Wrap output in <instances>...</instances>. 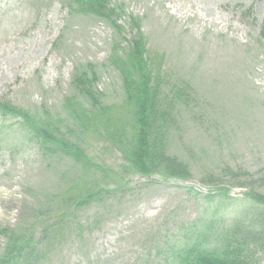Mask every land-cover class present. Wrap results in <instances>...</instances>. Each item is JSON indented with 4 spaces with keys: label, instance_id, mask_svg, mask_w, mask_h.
<instances>
[{
    "label": "rangeland",
    "instance_id": "rangeland-1",
    "mask_svg": "<svg viewBox=\"0 0 264 264\" xmlns=\"http://www.w3.org/2000/svg\"><path fill=\"white\" fill-rule=\"evenodd\" d=\"M111 5L122 13L121 35L71 14L67 0H0V102L66 122L75 72L92 66L102 104L122 107L117 127L129 136L123 82L110 58L115 46L128 49L137 21L152 70L173 94L185 93L167 152L190 178L134 175L117 147L124 140L102 126L78 134L99 166L85 169L44 155L19 119L0 115V229L30 233L38 264H181L200 234L264 217L242 200L249 191L264 196V0ZM99 188L106 192L88 205L72 201ZM3 245L0 237V254Z\"/></svg>",
    "mask_w": 264,
    "mask_h": 264
},
{
    "label": "trees",
    "instance_id": "trees-1",
    "mask_svg": "<svg viewBox=\"0 0 264 264\" xmlns=\"http://www.w3.org/2000/svg\"><path fill=\"white\" fill-rule=\"evenodd\" d=\"M67 2L71 14L95 17L121 35L122 27L118 24V19L122 13H119V7L111 5V0ZM133 27L138 29V35L131 41L128 49H118L117 45L110 58V64L119 72L123 82L126 116L132 121L129 136L120 135L117 127L121 121L118 114L122 107L102 104L103 97L95 88L97 73L92 66L88 67L89 71L75 72L73 93L64 105L66 122L57 117L52 118L47 113L34 116L27 110L3 102H0V115L3 119H19L20 126L29 135L30 141L44 155H60L85 169H99L77 143L83 126H102L108 133L124 140L123 143L116 140L119 144L117 147L128 170L134 175L145 179L161 175L164 180H187L190 174L186 165L167 152L168 135L176 125L175 106L185 93L176 91L173 94L163 83L161 71L155 73L152 70L151 59L147 57L145 40L139 33L137 21H134ZM105 192V189L99 188L96 193L89 191L80 200L77 198L72 201L79 208L90 204ZM242 200H250L264 210V196L261 194L249 191ZM250 222L248 225L235 224L231 229L218 231L217 234H200L178 259L181 264H263L264 217L255 214ZM0 237L4 239L0 264H38L37 245L30 233L1 228Z\"/></svg>",
    "mask_w": 264,
    "mask_h": 264
}]
</instances>
